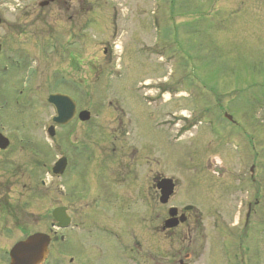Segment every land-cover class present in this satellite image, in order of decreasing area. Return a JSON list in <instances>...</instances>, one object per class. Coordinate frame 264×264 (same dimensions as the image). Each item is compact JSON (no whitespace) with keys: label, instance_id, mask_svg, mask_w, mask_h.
I'll list each match as a JSON object with an SVG mask.
<instances>
[{"label":"flooded vegetation","instance_id":"flooded-vegetation-1","mask_svg":"<svg viewBox=\"0 0 264 264\" xmlns=\"http://www.w3.org/2000/svg\"><path fill=\"white\" fill-rule=\"evenodd\" d=\"M3 3L10 11L0 16V110L5 107L0 144L7 139L0 145V264H11V247L33 232L48 235L47 254L39 264H264V183H255L254 164H248L246 175L243 170L233 176L231 187L244 191L236 199L239 209H224L216 198L206 214L196 201L188 208L171 203L174 178L173 191L161 201L160 182L167 175L154 167L151 145L129 130L137 126L133 97L125 103L116 94L106 101L114 112L97 114L91 123L75 96L74 89L89 100L85 53L90 24L98 19L91 20L94 4ZM115 20L111 38L100 49L108 64L115 53ZM148 21L153 24L151 17ZM52 92L74 100L66 122L52 119L55 108L47 101ZM31 101L49 110L39 125L42 136L52 135L47 165L36 159L43 158L44 146L26 135L33 129L9 121L10 104L22 108ZM103 121L111 124L106 128ZM23 144L36 153L34 160L20 155ZM225 171L214 174L215 180L221 182ZM42 196L48 197L47 208L41 207Z\"/></svg>","mask_w":264,"mask_h":264},{"label":"rangeland","instance_id":"rangeland-1","mask_svg":"<svg viewBox=\"0 0 264 264\" xmlns=\"http://www.w3.org/2000/svg\"><path fill=\"white\" fill-rule=\"evenodd\" d=\"M89 1L94 4L91 20L98 18L90 24L85 53L89 100L74 89L80 105L89 110L87 122L96 121L97 114L113 113L106 101L114 95L125 103L133 97L131 112L136 113L137 126L129 130L151 145L154 167L175 179L171 203L196 201L206 214L216 198L224 209H239L236 199L244 191L231 187L236 183L233 176L243 170L246 175L248 164H254L255 183H264V0ZM3 2L0 0L7 4ZM7 11L0 5V16ZM114 17L117 45L108 64L100 49L114 29ZM147 17L152 18V25ZM143 44L147 47L139 49ZM148 82L146 89L139 86ZM17 107L9 105L11 125L19 122L23 128L33 129L26 135L45 148L39 159L23 144L20 155L47 165L52 153L39 125L49 110L35 101ZM3 111L5 107L0 114ZM103 123L106 128L111 124ZM95 137L94 133L91 138ZM16 151L10 149L11 155ZM213 155L226 168L221 182L206 165ZM261 192L264 194V186ZM245 194L242 198L246 199ZM41 198V207L47 208L48 197Z\"/></svg>","mask_w":264,"mask_h":264},{"label":"water","instance_id":"water-1","mask_svg":"<svg viewBox=\"0 0 264 264\" xmlns=\"http://www.w3.org/2000/svg\"><path fill=\"white\" fill-rule=\"evenodd\" d=\"M54 96H55V94H54ZM226 116L229 118V115L226 114ZM212 161H213V168H212V170L215 171L217 174H220L221 171H222V167L219 166V159H217V157H213L212 158ZM168 181L166 182L165 187L163 186L164 192H163L162 200H164L166 198V195L171 191L172 184L170 182H168ZM43 237H44V235H42V234H32L29 237H27V239L25 240V242H23V245L24 244H28L30 242L41 241L43 239ZM18 248L19 247H15L13 249L14 264H19V260H18ZM27 249H28V247H27ZM43 252H44V249H43ZM39 255L40 254H38V257L37 258L40 257ZM33 257L34 256L32 254L26 252V262L25 263H22V264H31L32 262H34L33 261L34 260Z\"/></svg>","mask_w":264,"mask_h":264}]
</instances>
